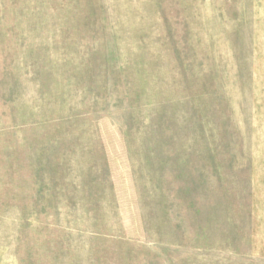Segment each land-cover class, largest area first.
<instances>
[{
	"label": "rangeland",
	"instance_id": "obj_1",
	"mask_svg": "<svg viewBox=\"0 0 264 264\" xmlns=\"http://www.w3.org/2000/svg\"><path fill=\"white\" fill-rule=\"evenodd\" d=\"M217 160L245 210L210 253ZM210 260L264 264V0H0V264Z\"/></svg>",
	"mask_w": 264,
	"mask_h": 264
},
{
	"label": "trees",
	"instance_id": "obj_2",
	"mask_svg": "<svg viewBox=\"0 0 264 264\" xmlns=\"http://www.w3.org/2000/svg\"><path fill=\"white\" fill-rule=\"evenodd\" d=\"M191 104L193 107H196V110L192 108L193 114L185 117L184 127L187 129L192 123L194 124V126L199 127V118L197 117V110L199 108V99L193 97ZM164 116H165L164 118L165 120L159 118V122H164L166 125V119L167 122L169 123L170 118L166 117L165 114ZM168 123L166 125L167 129H168ZM148 128L149 127H147L141 133V136L146 135L145 133L148 130ZM208 133L210 134L211 131H208ZM173 135L174 133H170L164 135L163 137L172 138ZM163 137L161 136V138ZM147 138H150V136H148ZM194 139H198L199 141V137H194ZM214 154L215 153L211 154V156H213ZM219 161L220 160L215 161L216 163H218L216 181L219 184V187L217 188V190L215 189L213 194L215 201L207 205L199 204L194 209V212L191 215H189L190 222L192 224H198L197 228L195 227L193 228V232L191 233L192 236H194L196 240H199L200 249L208 251L210 253L216 250L220 251L221 249L220 246L223 244L227 243V246H229L230 248L232 245H234L235 239H231L230 237L237 236L238 230L240 229V223L243 220L242 213L245 210L244 204L237 205V203L235 202L238 199V192L236 191V181L232 178L231 175L233 169L227 171L226 166L224 164L219 165ZM160 194L162 195V192H160ZM246 194L247 192L245 193V195ZM245 195L243 196V198L245 197ZM191 209H193V207H191L190 210ZM168 212L169 211L167 210L166 215L168 214ZM176 220L177 221H175L172 226L169 225V228L171 229L172 232H174L173 227H178V226L180 227L179 224L180 219L177 217ZM220 262L221 261L217 262V260L199 261V264H220ZM170 264H176V263L170 262Z\"/></svg>",
	"mask_w": 264,
	"mask_h": 264
}]
</instances>
